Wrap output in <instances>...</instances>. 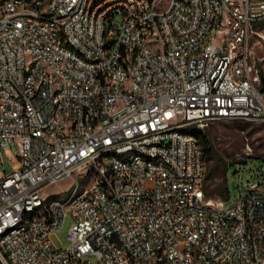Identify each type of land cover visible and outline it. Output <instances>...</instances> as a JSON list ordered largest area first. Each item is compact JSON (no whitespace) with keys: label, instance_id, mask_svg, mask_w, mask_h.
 <instances>
[{"label":"built area","instance_id":"obj_1","mask_svg":"<svg viewBox=\"0 0 264 264\" xmlns=\"http://www.w3.org/2000/svg\"><path fill=\"white\" fill-rule=\"evenodd\" d=\"M260 23L264 0H0V264H264V166L209 199L190 128L264 122Z\"/></svg>","mask_w":264,"mask_h":264},{"label":"rangeland","instance_id":"obj_2","mask_svg":"<svg viewBox=\"0 0 264 264\" xmlns=\"http://www.w3.org/2000/svg\"><path fill=\"white\" fill-rule=\"evenodd\" d=\"M167 1L161 0L162 8ZM251 44L257 65L264 75V23L258 24L255 28ZM190 128L203 130L205 137L212 142L211 150L208 152L204 150V144L200 142L206 158L204 188L207 197L213 200L229 199L226 193L228 188L232 196L230 203H233L237 195L243 191L242 186L240 190L237 189L236 181L242 184L245 179H253L258 167L264 166V122L221 119L210 122L204 128H199L195 124ZM7 148L9 155H18L14 142L8 143ZM3 159L4 163L0 160V169L11 171V163L6 154L3 155ZM79 174L77 172L74 175L79 176ZM72 182L73 178H68L47 186L44 192L62 194L72 187ZM71 221V218H68L64 228L52 235L56 246L67 245L66 235Z\"/></svg>","mask_w":264,"mask_h":264},{"label":"trees","instance_id":"obj_3","mask_svg":"<svg viewBox=\"0 0 264 264\" xmlns=\"http://www.w3.org/2000/svg\"><path fill=\"white\" fill-rule=\"evenodd\" d=\"M192 132H194L197 135L200 142L204 144V146L203 145L202 146L206 152L211 150L210 148H211L212 142L205 137L203 130L195 128V129H192ZM226 193L228 196H230L228 188L226 189Z\"/></svg>","mask_w":264,"mask_h":264},{"label":"water","instance_id":"obj_4","mask_svg":"<svg viewBox=\"0 0 264 264\" xmlns=\"http://www.w3.org/2000/svg\"><path fill=\"white\" fill-rule=\"evenodd\" d=\"M263 83H264V76L262 77Z\"/></svg>","mask_w":264,"mask_h":264}]
</instances>
